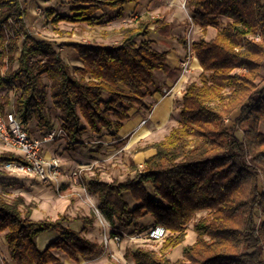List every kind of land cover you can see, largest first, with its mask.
<instances>
[{"label":"trees","instance_id":"1","mask_svg":"<svg viewBox=\"0 0 264 264\" xmlns=\"http://www.w3.org/2000/svg\"><path fill=\"white\" fill-rule=\"evenodd\" d=\"M70 1L71 15H53L48 9L54 24L66 20L96 26L107 21L99 11L134 0ZM187 4L204 34L211 26L217 33L193 43L202 72L186 87L178 124L151 144L156 153L141 168L131 164L133 177L104 181L97 173L86 187L113 228L130 227L151 214L155 224L167 229L159 250L127 249L135 264H264V1ZM26 16L23 0H0V90L5 89L0 107L5 112L11 106L25 126L36 120L51 129L52 98L68 148L80 142L87 128L117 133L131 109L145 107L156 70L171 77L180 71L168 66L167 53L149 37L153 29L171 33L173 25L165 19L140 18L120 28L118 43H69L83 61L70 66L51 41L32 35ZM21 159L11 151L0 153V165ZM127 193L136 205H130ZM34 207L23 195L9 198L0 191V234L16 264H53L59 261L56 251L76 261L99 249L100 243L86 235L94 212L83 216V229L75 231L65 224L68 214L35 220ZM201 211L205 214L198 217ZM193 220L194 241L171 260L168 251L185 242ZM47 230L59 236L41 251L36 238Z\"/></svg>","mask_w":264,"mask_h":264},{"label":"crops","instance_id":"2","mask_svg":"<svg viewBox=\"0 0 264 264\" xmlns=\"http://www.w3.org/2000/svg\"><path fill=\"white\" fill-rule=\"evenodd\" d=\"M26 3L27 16L26 20L31 30L32 35L41 40L51 41L57 51H59L63 59L70 66H82L83 61L80 58L77 50L69 43H94V39H89L85 34H80L82 30L79 29L80 24L88 27L90 26L86 22L72 23L66 20L60 21L58 25L52 22V16L49 15L48 9L53 10L55 14H72V3L70 0H23ZM182 0H134L117 6L115 8H106L98 13H104V20L102 24H99L102 28L114 27V23L122 21V24L118 26V30L124 26L135 24L140 18H159L165 19L167 22L172 23L173 30L170 34L164 35L156 30H152L149 37L154 40V46L159 51L167 53V64L171 69H179L175 77H171L162 70L155 71L154 82L150 85L149 92L145 97V107H134L130 111V117L123 122L122 127L117 133L104 131L102 134L93 133L90 128L83 133L79 139V143L73 147L68 148V141L64 136H58L56 139L46 142L42 147V154L44 156H57L61 159L62 173L59 178V187L46 186L41 180L34 178H26L22 174L10 176L6 173L0 174V182L3 183L0 191H4V187L8 191H13L15 195H23L27 203L32 202L35 204L31 217L35 220L51 218L55 219L60 214H68L70 220L66 222V226L75 230L81 231L84 227L83 216L90 215L94 212V208L88 206V200H92L95 206H98L97 197L87 190V183L99 173L100 179L104 181H112L114 179L125 180L128 177H133L135 171L131 167L134 163L141 168L146 159L156 153V148L151 144L163 139L170 130L175 126H170V119L174 113L179 114L181 107L182 97L188 84L193 80L190 79L191 73L195 68L200 69L202 72V66L200 65L195 52L193 51V59L195 63L187 73H182L181 61L186 57L189 46L191 47L189 40L187 39L188 25L186 16L179 15ZM185 2V0H184ZM187 3V0H186ZM67 8L69 11L67 12ZM191 9V8H190ZM192 11V10H191ZM71 12V13H70ZM110 12V15L109 13ZM120 15V16H118ZM193 31H200L201 36L193 41V43L199 38L205 37L203 28L198 24L194 16ZM63 22L71 23L78 28L70 27L69 29L60 28V24ZM55 29L51 32V29ZM82 27V26H81ZM155 25H152L154 28ZM83 29V27L81 28ZM210 29V28H209ZM85 31V28H84ZM209 31V30H208ZM78 32V33H77ZM86 33V31H85ZM215 36V35H214ZM213 36V37H214ZM82 37L84 40H79ZM118 39L115 43L120 42L121 37L118 34ZM194 38V37H193ZM100 39L102 41H100ZM87 40V41H86ZM99 40L97 44L110 45L108 37L97 38ZM183 40L187 41V44ZM192 43V46H193ZM200 72V73H201ZM45 80V79H44ZM163 88H171L172 91L169 94L163 93ZM5 89H1L0 93H4ZM12 107L8 106L5 111H11ZM238 115V111H236ZM235 112V113H236ZM234 113V114H235ZM233 114V116H234ZM50 115L53 122V128L62 126V116L59 109L54 106L53 100L50 103ZM232 116V117H233ZM234 118V117H233ZM146 120V122H144ZM261 122V128L263 125ZM32 137H43L51 129L43 128L39 126L36 120H32L27 126ZM147 132L134 139L136 134L143 130ZM77 171L80 173V184L71 176V173ZM125 176L122 178V176ZM79 179V178H78ZM16 182L18 184H6ZM77 183V184H75ZM25 185V187H23ZM9 186V187H8ZM28 191H35L36 194L30 193V197L26 196ZM11 195V196H13ZM32 197L39 198L36 201ZM68 202H70L68 204ZM87 202V203H86ZM130 202V201H129ZM87 204V205H86ZM131 206L136 205V202L130 203ZM151 214L145 215L137 223L130 227H123L125 231H133L139 229L141 226H145V218ZM152 217V215H151ZM149 222V221H148ZM152 223L154 219L152 217ZM117 226L113 228L114 231H120ZM122 229V230H123ZM87 237L96 240L100 243L99 249L91 256L83 258L79 257L78 260H73L67 256L63 251H56V255L59 257V261L53 264H119L118 258H125V260L135 264L131 255H127L128 248L131 246V242L138 243L140 240L123 239L121 244L117 243L113 239L109 243V248L105 247L102 239V228L97 220L92 226L89 227ZM59 236V232L56 230H47L41 232L36 238V245L39 250H44L52 241ZM142 241V240H141ZM102 246V247H101ZM126 246L128 248H126ZM142 246L143 245H137ZM136 246V247H137ZM111 253H115L118 258L116 261L111 260ZM106 256H105V255ZM115 255V256H116ZM105 256V257H103ZM121 261V260H120ZM0 264H16L8 253V242L5 238V234H0Z\"/></svg>","mask_w":264,"mask_h":264},{"label":"built area","instance_id":"3","mask_svg":"<svg viewBox=\"0 0 264 264\" xmlns=\"http://www.w3.org/2000/svg\"><path fill=\"white\" fill-rule=\"evenodd\" d=\"M192 46H189V51L186 57L181 61L180 65L185 72L189 68L192 58ZM171 88H163L164 94H169ZM146 122V120H144ZM64 134L63 129H53L49 131L43 138L32 137L26 126L22 124L21 119L12 111H2L0 107V140L15 150L21 155V160H11L0 166V169L9 171L10 174H26L33 175L40 180L59 187V178L62 173L61 159L57 156H44L42 154V147L45 142L54 140L56 136ZM76 182L79 178V173L74 171ZM94 213L98 222L104 228L103 243L108 246L110 241L120 242L126 235L123 231H118L115 234L109 233L110 222L100 210L98 206L94 205ZM168 234L165 227L158 224H153L145 232H136L130 235L131 240H164ZM124 264H133L126 261Z\"/></svg>","mask_w":264,"mask_h":264},{"label":"rangeland","instance_id":"4","mask_svg":"<svg viewBox=\"0 0 264 264\" xmlns=\"http://www.w3.org/2000/svg\"><path fill=\"white\" fill-rule=\"evenodd\" d=\"M264 1V0H263ZM179 9H180V13H179V15L181 16V15H184V16H186L185 18H186V20H187V25H188V29H187V31H186V33H187V39L189 40V43H190V45L192 46V43H193V41L195 40V39H197L198 37H200L201 36V30L199 31H193V36H191L192 35V29H193V20H192V15H193V13H192V11H191V9H190V7L188 6V4L186 3V0H185V2H184V0H182V2H181V5L179 6ZM67 12L69 11V9L67 8V10H66ZM71 13V12H70ZM109 13V15H110V12H108ZM119 24H122V21H119V22H116V23H114V25H112V26H114V27H109V28H102V27H100L99 25H96V26H89L88 27V25L87 26H85V25H82V24H80V27H79V29L80 30H82L81 32H80V34H85L89 39H94V43H97L98 41L97 40H95V39H97V38H102V37H104V38H106V37H108V42L107 43H110V44H113V43H115L116 42V39H118L117 37H118V26H115V25H119ZM83 27V29H81L82 27ZM70 27H73V28H78V27H76L75 25H72L71 23H68V22H63V23H61L60 24V28L62 29V28H64V29H69ZM84 28H85V31H86V33H85V31H84ZM48 29H51V32H54V30L55 29H53V28H48ZM55 33V32H54ZM78 33V32H77ZM216 33H217V28L216 27H214V26H211L210 27V29H209V31H208V33H207V35H206V38L207 39H210V38H212L214 35H216ZM56 34V33H55ZM194 37V38H193ZM79 40H81V41H83L84 39L82 38V37H79ZM87 41V40H86ZM100 41H102L101 39H100ZM193 52V51H192ZM192 55H193V53H192ZM194 56V55H193ZM192 56V58H191V62H190V64H189V68L185 71V72H189L190 71V68H192V65L194 64V66H195V63H193L194 62V57ZM194 69V71H195V68H192V70ZM193 71V72H194ZM185 72H183V70H182V73H185ZM193 72L191 73V75L190 76H193V77H190V79L191 78H193V80H199V74H200V69H197L196 70V73H194V75H193ZM44 79H45V82L46 83H48V84H50V79L48 78V76H46V75H44ZM51 101H52V98H50V103H51ZM6 109H7V107H6ZM237 114V112L234 114V118H235V115ZM231 118L230 120H227V123L229 124V126H232L233 125V121H234V118ZM179 114L178 113H174L172 116H171V119H170V126L169 127H171L172 125H177L178 124V122H179ZM243 127V126H242ZM53 129H56V130H60V129H62V127H58V128H53ZM53 129H51V130H53ZM50 130V131H51ZM261 130L264 132V122H263V125H262V128H261ZM45 136V135H44ZM43 136V137H44ZM58 136H64V135H62V134H60V135H58ZM58 136H56L55 137V139L58 137ZM43 137H39V138H43ZM35 138H38V137H35ZM51 141V140H50ZM48 142V141H47ZM46 143V142H45ZM44 143V144H45ZM3 151H11V152H14L15 154H17L18 155V153L15 151V150H13L12 148H10L8 145H6V144H4L1 140H0V153L1 152H3ZM1 166V165H0ZM6 173V174H9L10 176H16V175H19V174H15V173H12V174H10V172L9 171H4L3 169H0V174L1 173ZM74 173H71V176L72 177H74V175H73ZM23 176H26V178H34V179H38V180H40L39 178H37L36 176H33V175H26V174H22ZM79 176H80V173H79ZM123 177H125L124 175L122 176V178ZM1 178V177H0ZM75 178V177H74ZM1 180H2V178H1ZM80 180H81V178L79 177V179H78V184H80ZM42 181V180H41ZM10 183H6V184H11V185H13V186H15L14 184H18V183H16V182H11V181H9ZM42 182H44V181H42ZM3 183H1L0 182V185H2ZM46 186H50V183H44ZM75 184H77V183H75ZM2 186H0V188H1ZM9 187V186H8ZM23 187H25V185H23ZM51 187V186H50ZM53 187H55V185H53ZM52 188V187H51ZM4 191H5V194L6 195H8L9 196V198L10 197H13L14 195L13 194H15L13 191H8L7 190V188L6 187H4ZM25 192H27V190L25 191ZM30 193H35L36 194V192L35 191H33L32 192V190L31 191H28L27 192V194H26V196H28V197H30L29 195H30ZM11 195H13V196H11ZM33 198V200L34 201H36L37 202V200L39 199V198H36V197H32ZM126 198H127V200L128 201H130V203L132 204V202H135L132 198H131V196H130V194L129 193H127L126 194ZM70 202H68V204H69ZM87 203V202H86ZM88 206L92 209V208H94V203H93V201L92 200H88ZM86 204V205H87ZM202 214H205V212H199L198 213V217L200 216V215H202ZM149 221V222H148ZM194 221L195 220H193L189 225H188V230H187V236H186V239H185V242L183 243V244H181V245H179V246H177V247H175V248H172V249H170L169 251H168V256H169V258L171 259V260H176V259H178V258H180L181 256H182V249H183V245L185 244V243H191V242H193L194 241V239H195V232H194V230H193V223H194ZM144 222L145 223H148L147 225H145V226H141V227H139V229H135V230H133V231H125L124 229H123V227L121 226V227H119V229H120V231H123L126 235L124 236V238L123 239H125V238H127L128 239V241L130 240V235H133V234H135L136 232H138V231H140V232H145L148 228H150V226H152L153 225V223H152V217H151V215H148L146 218H145V220H144ZM100 224V223H99ZM111 225V224H110ZM100 226H101V224H100ZM101 228H102V239H103V234H104V228L101 226ZM123 229V230H122ZM118 231H114L113 230V227L112 226H110L109 227V233L110 234H115V233H117ZM167 236H168V234H167ZM163 241L164 240H160V241H152V240H147V241H144V240H140L138 243H136V242H131L130 243V245L131 246H129V247H136L137 245H143V247H146V248H151V249H155V250H159L160 249V247L162 246V243H163ZM117 242V241H116ZM121 242L122 241H120V242H117V243H119V244H121ZM102 247V246H101ZM105 247L108 249L109 248V245L108 246H106L105 245ZM126 248H128L127 246H126ZM110 254H111V256H110V259L111 260H114V261H116V259L118 258V256L113 252V253H111L110 252ZM105 255V254H104ZM116 255V256H115ZM106 256V255H105ZM105 256H103V257H105ZM263 258H264V255H263ZM118 261V263L119 264H124L127 260H125V258H118L117 259ZM121 260V261H120Z\"/></svg>","mask_w":264,"mask_h":264},{"label":"bare ground","instance_id":"5","mask_svg":"<svg viewBox=\"0 0 264 264\" xmlns=\"http://www.w3.org/2000/svg\"><path fill=\"white\" fill-rule=\"evenodd\" d=\"M147 131L144 129L143 131H141L140 133L136 134V136L134 137V139L138 138L139 136H141L142 134L146 133Z\"/></svg>","mask_w":264,"mask_h":264}]
</instances>
